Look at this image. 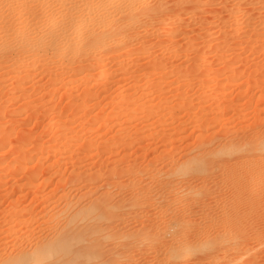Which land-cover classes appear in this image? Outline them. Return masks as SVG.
Masks as SVG:
<instances>
[{"label": "rangeland", "instance_id": "1", "mask_svg": "<svg viewBox=\"0 0 264 264\" xmlns=\"http://www.w3.org/2000/svg\"><path fill=\"white\" fill-rule=\"evenodd\" d=\"M8 1L0 0V252L27 251L22 244L31 236H53L50 229L62 226L70 203L87 207L105 197L109 218L66 244L79 247L98 240L100 263L174 264L169 255L176 253L175 264H264V175L228 186L238 175L264 174V147H255L264 141V0H251L257 4L251 14L255 22L242 30L238 24L243 20L226 16L241 0H163L165 10L145 19L155 27L153 35L147 34L144 18H136L135 41L113 46L115 58L92 61L74 76L65 68L68 61H56L52 52L46 55L45 72L39 69L42 63L29 61L36 49L26 43L51 38L61 27L60 0H23L16 6ZM174 14L179 18L172 32L183 26L187 33L172 46L154 34ZM100 31L109 32L108 27ZM21 59L17 71L14 63ZM177 90L203 95L202 103L192 104L197 118L185 121L181 101H168L159 111L156 98L163 92L160 100L167 99ZM129 95L138 102H121ZM170 107L176 121L162 117ZM147 110L159 116L146 117ZM203 110L210 115L202 121ZM218 131L254 145L231 153L228 145L216 143L203 159L171 165L182 155L199 154L203 138ZM173 172L180 179L162 178ZM199 176L201 185H182ZM217 187L219 200L213 194ZM232 194L241 200L238 205ZM229 222L236 226L225 227ZM194 237L198 241L189 249L175 242ZM229 240L237 243L232 242L239 248L235 253ZM156 244L168 248L157 256L151 249ZM209 244L212 248H205Z\"/></svg>", "mask_w": 264, "mask_h": 264}, {"label": "bare ground", "instance_id": "2", "mask_svg": "<svg viewBox=\"0 0 264 264\" xmlns=\"http://www.w3.org/2000/svg\"><path fill=\"white\" fill-rule=\"evenodd\" d=\"M22 1L23 0H9L8 1V5L16 6L18 4H21ZM252 1L251 0H247V1L246 0L245 1L241 0V1H238L236 4L234 3L235 6L232 5L233 7L231 6V8L228 6V8H230V10H227V12H228V15H230V16L226 15L227 16V20L232 19L235 15H237V17H239L241 20H243V21H240V22H239V20H237L239 22L238 30L250 28V27H252L251 26V22L252 23L255 22V17L253 15H251V14H252L253 10H256V9L253 8V5H257V4L256 3L252 4ZM254 1H256V2H258V4H260L259 0H254ZM166 2H167V0H166ZM60 3H61L60 5H62L61 8L63 9L64 14H63L61 27L58 29L57 34L53 33L51 38H48L46 40L45 39H43V40L42 39L29 40L28 42L26 41L27 42L26 44H28L29 50H32L34 48L36 49L35 52L30 54L31 58H30L29 61H30V63H36V62L42 63L41 68H39L40 71L42 70L43 72H45V70L47 68L45 62L48 60L46 55L49 52H52V54H54V59L56 61H58V62H67L68 61V64L66 65L67 67L65 66V68H66V70H69V72L72 74L71 76H74L75 74L80 73L82 70L89 69L90 68V64L89 63H91L92 61L102 62L104 60L105 61L106 60H110L112 57L115 58V56H113L114 52H112V50L116 49L115 46H117V47L118 46H123L124 47V46H127L128 44H130L131 42L135 41V39L137 37V35H136L137 32L134 31V25L137 24V22H138L136 20V18L137 19L138 18L139 19H141V18L143 19L144 18V20H145L152 13H154L156 11L157 12L161 11V13H162V11L165 10V7L163 6V4H164L163 0H160V1L157 0V1L153 2V4H151V5L147 4V0H60ZM183 3H185V2H183ZM49 5H51V4L46 3V6H47L48 9L50 8ZM241 5H243V8L241 7ZM185 6H187V5H185ZM162 8H164V10ZM179 8H181V7H179ZM175 10H177V9H175ZM167 11H169V10H167ZM180 11H181V9H180ZM257 11H258V8H257ZM14 12H16V11L14 10ZM227 12H226V14H227ZM10 13H11V11H10ZM16 13L18 14L17 16L20 15V12L17 11ZM175 13H177V12H175ZM209 14H210V11H209ZM198 15H200V14H198ZM213 15H214V13H213ZM254 15H257V14H254ZM10 16H12V15H10ZM178 16H179V14H174V15L170 16L166 20V22H164V23L162 22V25L157 30V35H156V33L154 34V36H157V39L161 40L162 43H166L167 42V43H169L170 45L173 46L175 44V39L176 38L177 39H178V37L181 38V36L183 37L185 35V33H187L183 26H181L180 30L179 29L177 30L178 33L176 32L174 34L172 32L175 24H177L176 23L177 22L176 19L179 18ZM229 17H231V18H229ZM11 19H13V18H11ZM211 19H212V17H211ZM147 21H146V23L144 22V24H145L144 27L146 28L147 34L149 33L150 35L151 34L153 35V33L155 32V30H154L155 27L153 25L147 23ZM187 22H188V20H187ZM197 22H200V21H197ZM222 22H223L222 24H226L225 20L222 21ZM229 24H230V22H229ZM104 27L105 28L108 27V31L109 32H107V34H105V33L102 34L103 32L100 31L101 28L105 29ZM160 37H163V38L165 37L166 40L163 41L164 39H160ZM177 39H176V42H178ZM159 40H157V41H159ZM144 41L146 42V40H144ZM113 46H114V48L112 50H110ZM6 49L8 50V48H6ZM11 50L13 51L14 49H11ZM6 51L4 50V52H6ZM8 51H10V50H8ZM0 52H2V51L0 50ZM21 52H22V56H24L25 53H27V50H23ZM8 54H10V53H8ZM11 54H15V53H11ZM18 54H20V53L18 52L17 55ZM0 59H1V57H0ZM14 64L15 65L18 64L17 67H16V70L17 71L20 70L19 64H23V59L18 60L17 63H14ZM106 65L109 66L110 62L106 63ZM162 66H158V67L162 68ZM161 68H160V70L165 69V68H162V69ZM174 70H175V68H174ZM24 72H26V71L24 70L23 73ZM217 74H216V76H218ZM214 75H215V73H214ZM216 76H214V77H216ZM209 80L211 81V80H214V79H209ZM204 86H205V84H204ZM183 87H184V89H185V87H187L186 90H188V91L191 90L190 89L191 86H183ZM183 87H181V88H183ZM212 87H214V86H212ZM199 90L202 91V89H198L197 93L200 92ZM142 91H144V90H142ZM159 92L160 91H158V93ZM173 92H175V91H173ZM177 92H178V90H177ZM171 93H170V96L168 98L166 97L167 99L160 100V97L163 95V92L161 93L162 95L160 97L156 98V99H159V102L157 104L159 111H160L162 106L169 104L168 101H170V103L173 100L177 101V103L181 101L180 105H179V103L176 104V105H179V107H178L179 108V112L180 113H184V119H186L185 121H190V120H192L194 118H197L195 116H192V114H191L192 108L194 109V106L192 104H194L193 102H195L196 100H198L197 102L202 103V101L205 100L203 95H197V93H194L190 97V96L187 95V92L183 93V92L179 91L177 94L175 93L176 95H171ZM143 96H145V95H143ZM133 97H134V95H133ZM130 99H131V101L137 100V99H133L132 95L131 96L129 95V96H125L121 102L130 104L131 103ZM153 99H155V98H153ZM137 102H138V100H137ZM124 105H126V104H124ZM133 105H134V103H133ZM115 106H119V105H115ZM170 108L169 109L165 108L166 110L165 109L162 110V113H163L162 117H164V118L165 117H168V118L170 117V119H169L170 121H171V119H172V121H174V120L176 121V119L172 118L173 116H175V115H173V113H175V109H174V112H173L172 108H174V107H172L171 109ZM224 108H225L224 110H226L227 108L230 109L231 107H224ZM151 110H152V108H151ZM151 110H149V111L147 110V112L145 113L146 117H151V116H154V115L159 116L157 113H151ZM154 110H156V109H154ZM227 111H229V110H227ZM171 112H173V113H171ZM204 112H206V111H204ZM207 112L205 114L203 113V115L199 113V117H198L199 120L203 121L204 118H207L208 115H210ZM196 114H198V113H196ZM179 120H180V118H179ZM192 124H193V122H192ZM66 131H65V133H66ZM218 132H220V131H218ZM220 133L223 134V135H220ZM220 133H219V135H216V136L212 135L211 137H207L209 139H206V141L203 138V141L201 142V147H200L201 150H200L199 154L188 153L187 155L186 154L182 155L177 160H175V161L173 160L171 165L176 167L177 165L180 166V164H181L183 166L184 164H187V162H194L196 159H203L202 158L203 156H206V155L210 154V152H211L210 148L212 146L216 145V143L218 144L219 147L222 146L223 143L228 145L229 146L228 150L231 153L233 151H241L243 149L247 150L248 147H251V146L254 145V143L252 141H250V140H248V141L246 140V141H242V143H238L239 141H237L238 139L234 135L233 132L231 133V132H222L221 131ZM64 136H63V138H65ZM256 146L264 147V141L259 142L258 144L255 145V147ZM178 163H180V164H178ZM167 173H168V171H167ZM167 173H163V174L161 173L163 175L162 178L166 177L167 180H168L169 177H175L176 178V176H177V178H178V176H179L178 179H180V175L181 174H177L176 172H173L172 174L167 175ZM262 175H264V174H262V172L260 173L258 171L254 172L253 174H246V175H240V176L238 175V177H236L234 179L232 178V180H229V184L230 185L228 184V186H230V188H231V187H234V186H237V185H241V184L245 183L246 181H248L247 179H250L251 177H257L258 178L259 176L262 177ZM182 178H185V176H183ZM189 179H191V178H189ZM202 181H204V178H200V176H199V178L197 177L196 179H191L190 181L182 180V183H183L182 185L191 187V185H193V183H199L201 185ZM158 182L161 183L162 181L159 180ZM179 185H180V183H179ZM220 186L221 185H219V187ZM219 187H217V189L214 188V190L216 189L215 191H217V192L213 191L214 195H217L219 193L218 192L219 191ZM221 189H223V188H221ZM232 190H234V189H232ZM221 192H220V194H221ZM218 197H220V195L219 196L217 195V198ZM214 198H215V196H214ZM232 198L235 199V200H233L234 205H238L241 202V200L240 199H236L237 197L235 195H233V194H232ZM252 198H254V197L252 196ZM103 199H105V200H102L101 198L94 199L95 203L90 201L91 203L89 202L90 204H87V207H81V208L73 207L75 205H73L72 203H70L72 207L70 206V204H67L73 210L70 207H68V206L65 207V208L68 207L67 213L69 215H67L66 217L63 218L64 223H62V226L58 225L57 227H55V231H51V229H50L49 233L51 232V234H52V232H53V234H52L53 236H49L48 237V235H47L48 233L46 234V236H44V234H43L44 238L43 237L34 238L33 236H31V237L29 236L30 238L29 239L27 238L28 241L24 242L22 244V247L25 246L24 244H27V247H28L27 251H24L23 249L19 248L18 250L15 249L14 251H12L11 254L8 255L6 251L1 250V252H0V264H2V263H4V264L5 263L6 264H103L104 262L100 263V260H102L101 259L102 258V252L100 251V246L101 245H100V242L98 240H91L90 242H86L84 245L79 246V247H74V246L68 247L66 245L67 243H71L72 241H74L76 236L79 235L80 232L83 229L87 228V229L93 230V229H95V227L97 225L101 224V222H103L104 220H107V218H109V217H107V212H106L109 209V207H106V205L107 204L110 205L109 202H108V201H110V199L108 198L109 199L107 201L108 203L105 202L106 201L105 197ZM218 200H219V198H218ZM69 208L73 212L69 211ZM110 208H111V206H110ZM202 208H204V207H202ZM112 209H113V207H112ZM190 209H191V207H190ZM68 211L71 212V213H69ZM198 212L200 214H204V212L201 211V208L199 209ZM183 213H186V211H184ZM80 222H83L85 224L82 228L78 225ZM231 225L233 227L236 226V225H234V223L232 224V222H229L226 225L224 224L225 227H228V226H231ZM176 226H177V224H176ZM52 227H53V230H54V226H51V228ZM238 227H241V226H238ZM48 229L49 228L47 227V230ZM242 231H243V229H242ZM233 235H237V234H233ZM40 236H41V234H40ZM182 237H184V236H182ZM230 239H231V237H230ZM253 239H255V238H253ZM195 241L197 243L198 240H197V238L194 237L190 241H187L186 239L183 238V241L176 240L175 242H179V243H177L178 245L180 244V245H182L184 247H188V249H189V248H191L190 246H191V244H193V242L195 244ZM229 241H231V240H229ZM233 241H231V243ZM234 242H235V244H237L236 241H234ZM233 244L234 243H232V245ZM235 244L233 245V248L231 249V250L234 251V253H235L236 250L239 249V248L237 249V245H235ZM208 246L211 247L212 245L209 244V245L205 246V248H207ZM238 247H239V245H238ZM23 248H25V247H23ZM166 248H168L167 245H160V244H158L155 247H151L152 251L155 254H157V256H159L158 254L162 250L165 251ZM210 249H207V250H210ZM238 253H239V251H238ZM169 257H170L169 260L171 259L174 264L176 262H178V259L180 258V256L178 254H176V253H171L169 255Z\"/></svg>", "mask_w": 264, "mask_h": 264}]
</instances>
